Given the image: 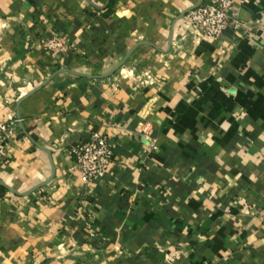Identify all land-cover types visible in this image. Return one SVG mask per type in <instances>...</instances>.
I'll return each mask as SVG.
<instances>
[{"label":"crops","instance_id":"obj_1","mask_svg":"<svg viewBox=\"0 0 264 264\" xmlns=\"http://www.w3.org/2000/svg\"><path fill=\"white\" fill-rule=\"evenodd\" d=\"M206 1L0 0V264H264V0L195 41Z\"/></svg>","mask_w":264,"mask_h":264},{"label":"built area","instance_id":"obj_2","mask_svg":"<svg viewBox=\"0 0 264 264\" xmlns=\"http://www.w3.org/2000/svg\"><path fill=\"white\" fill-rule=\"evenodd\" d=\"M238 9L232 0H207L189 11L186 37L195 41L218 40L228 30L238 31L242 26ZM48 49L64 48V43L50 39L44 41ZM0 122V164L7 157L10 140L14 136L12 124ZM75 168L86 183L104 178L114 160L115 153L107 134L92 132L88 139L74 144L69 150Z\"/></svg>","mask_w":264,"mask_h":264},{"label":"water","instance_id":"obj_3","mask_svg":"<svg viewBox=\"0 0 264 264\" xmlns=\"http://www.w3.org/2000/svg\"><path fill=\"white\" fill-rule=\"evenodd\" d=\"M199 5H200V4H199ZM199 5H198V6H199ZM198 6H196V7H198ZM196 7H194V8H196ZM194 8H192V9H194ZM192 9H191V10H192ZM191 10H190V11H191Z\"/></svg>","mask_w":264,"mask_h":264}]
</instances>
